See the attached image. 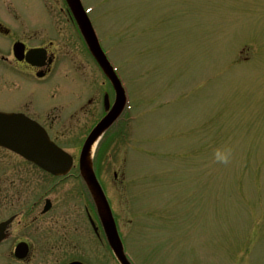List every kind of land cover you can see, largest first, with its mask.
Here are the masks:
<instances>
[{"label": "rangeland", "instance_id": "374dc122", "mask_svg": "<svg viewBox=\"0 0 264 264\" xmlns=\"http://www.w3.org/2000/svg\"><path fill=\"white\" fill-rule=\"evenodd\" d=\"M82 2L128 97L95 171L131 262L264 264V0ZM14 5L22 10L15 25L8 19ZM63 7L61 0H0V23L19 35L39 34L46 22L41 42L30 43L36 46L62 33L54 38L57 75L31 99L61 115L55 133L75 155V177L64 185L80 189L75 212L82 220L88 198L78 185L80 152L103 118L105 93L114 96ZM36 21L33 31L28 22ZM15 41L0 38V52L9 56ZM5 79L0 110L21 108L28 87L11 89ZM225 148L233 153L227 165L214 158ZM48 177L32 173V201L55 181ZM8 214L0 212V221ZM55 234L49 227L31 238L34 264L69 262L67 253L52 254ZM14 240L0 248V264H10L5 254ZM80 248L75 258L116 264L98 245Z\"/></svg>", "mask_w": 264, "mask_h": 264}, {"label": "flooded vegetation", "instance_id": "af4514ba", "mask_svg": "<svg viewBox=\"0 0 264 264\" xmlns=\"http://www.w3.org/2000/svg\"><path fill=\"white\" fill-rule=\"evenodd\" d=\"M12 8L13 11L9 13L8 19L15 25V20L18 19L16 15L20 13L14 6H12ZM63 10L65 11L64 8ZM37 22L38 21L32 23L28 22V24L32 27ZM40 23L42 24H37L39 27H42L39 34L32 33L29 30L19 35L14 34L9 24L3 25L0 23V38L4 42L14 38L16 41L13 43V46L16 43L23 44L25 46V53L32 49L39 48H44L47 51L45 58H35L32 59L31 62L27 61V58L18 60L13 53V49L9 56L0 52V82H2L6 76L5 81L10 84L8 86L11 87V89L16 88L17 85L19 89L21 84L28 87V94L21 108L13 111H0L24 114L43 127L51 140L59 145V139L61 137L58 133H55L56 131L54 128L56 125H61V115L58 114L55 116L53 114L54 112L48 114V112L37 107L36 103H32L34 101L31 99L33 96L35 98L41 95L43 96L47 82L57 75L54 74V71L58 68L57 65L59 64L57 46L54 38H60L62 33L55 37L51 34L53 37L47 44L43 43L38 46H36L37 44L30 45L31 42H41L43 34L41 32L45 30L43 28H45L47 23ZM73 26L75 28V24H73ZM32 30L37 31L38 29L32 27ZM32 104H34L36 108L33 112L30 109ZM55 112L59 113V111ZM0 158L3 159L1 161L5 164L0 168V170H2L0 171V174H2V176H0V212L3 213V210H6V212L9 213L8 217L1 220L0 223L8 219L13 220L8 227L6 241L0 248L5 245L9 239L15 238L13 245L10 246L5 254L10 264H34L33 261L37 254V247L33 245L31 238L37 235L42 236L47 232L49 227L53 232L56 229L58 234L57 236L55 234V240H58V246H51L53 250L52 254L67 253L71 256L69 262H67L68 260H61L59 264H70L76 261L82 262L83 264H90V262H88L89 256H87V258H75V251L78 252L81 249L80 246H82V249L86 247V245L94 249L98 245L102 251L107 253L110 252L105 232L100 221L96 218L94 207L92 208L88 201L83 203L85 215L84 217L80 216L82 220L78 218L80 214L79 210L75 212V194H77L80 189H75V183L64 185L66 180L74 176L73 174L63 179H54L21 156L4 149H0ZM73 171L75 172V169ZM32 173L42 174L45 178L49 176L48 178L55 180L49 187L40 188L42 193L33 201L31 192L33 190L35 191V185L32 184ZM67 186H72V188H66ZM40 187H43V185L40 184ZM60 197H62V199H59L62 202L61 207L58 204V198ZM48 201H50L51 207L50 210L45 213ZM20 244H25L28 247V254L24 260H19L15 256V250ZM44 254L48 255L46 252ZM56 260H59V258H56ZM93 264H96V262H93Z\"/></svg>", "mask_w": 264, "mask_h": 264}, {"label": "water", "instance_id": "95a60500", "mask_svg": "<svg viewBox=\"0 0 264 264\" xmlns=\"http://www.w3.org/2000/svg\"><path fill=\"white\" fill-rule=\"evenodd\" d=\"M67 2L89 50L101 66L105 75L112 82L117 95L116 105L111 113L98 125L88 138L81 155L80 169L81 175L94 197L108 241L116 258L120 264H129L125 257L124 248L117 231L112 211L97 180L91 162V152L94 145L101 135L107 131L123 113L126 106V97L120 82L99 45L92 24L80 0H67ZM32 56H34V54H28V57ZM21 123L23 125H21ZM19 125H21L23 129L21 134L23 137L19 136ZM36 130V127L34 128L31 124L26 123L22 118L0 114V147L17 152L27 160L37 164L55 176L67 175L73 166L72 158L53 145L44 133L40 134ZM8 225L9 222L0 225V243L5 239V231ZM24 246L19 247L17 250V254L20 258H24L27 254V248Z\"/></svg>", "mask_w": 264, "mask_h": 264}, {"label": "clouds", "instance_id": "9594fccd", "mask_svg": "<svg viewBox=\"0 0 264 264\" xmlns=\"http://www.w3.org/2000/svg\"><path fill=\"white\" fill-rule=\"evenodd\" d=\"M232 150L230 148L217 149L214 153V158L217 163L220 164H229L232 159Z\"/></svg>", "mask_w": 264, "mask_h": 264}, {"label": "bare ground", "instance_id": "6f19581e", "mask_svg": "<svg viewBox=\"0 0 264 264\" xmlns=\"http://www.w3.org/2000/svg\"><path fill=\"white\" fill-rule=\"evenodd\" d=\"M95 150H96V146L93 148V150H92V155H93V153L95 152Z\"/></svg>", "mask_w": 264, "mask_h": 264}]
</instances>
